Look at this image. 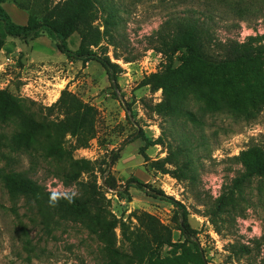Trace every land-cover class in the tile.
Segmentation results:
<instances>
[{"label": "rangeland", "instance_id": "rangeland-1", "mask_svg": "<svg viewBox=\"0 0 264 264\" xmlns=\"http://www.w3.org/2000/svg\"><path fill=\"white\" fill-rule=\"evenodd\" d=\"M102 1L114 5L121 18L115 46L109 45L107 51L123 69L117 85L98 60H70L47 33L28 41L8 38L0 48V91L17 104L13 107L0 97V134L20 132L14 108L34 117L31 132L62 121L65 111L56 104L67 92L96 108L97 135L89 145L80 147L69 133L63 142L75 159L84 161L78 180L97 179L101 194L110 200L109 206L101 199L122 226L117 236L123 253L130 251L129 240L140 233L151 240L184 241L176 204L128 184L139 180L187 207L193 241L198 243L166 245L149 264H264V177L235 193L236 208L222 214L226 221L221 219L218 228L204 214V204L231 187L241 172L235 156L254 145L264 148V56L222 70L189 66L184 63L187 53L181 51L176 68L185 75L170 77L173 90L143 83L162 69L164 58L150 47L149 37L165 20L198 17L218 41L244 42L255 36L264 45V0ZM47 2L6 0L4 7L15 22L26 25L30 12L20 4L43 17ZM88 13L67 46L78 50L85 38L88 50L102 54L108 46L102 14L95 3ZM5 142L0 143V153L40 149L35 141L24 140L19 146ZM37 154L35 158L22 154L12 165L17 170L31 168L30 175L59 197L78 194L75 178L57 175L55 163ZM4 164L0 154V167ZM233 243L247 245L250 252L231 256L228 247ZM106 263L105 243L81 222L57 217L46 222L24 200L10 201L0 184V264Z\"/></svg>", "mask_w": 264, "mask_h": 264}, {"label": "trees", "instance_id": "trees-1", "mask_svg": "<svg viewBox=\"0 0 264 264\" xmlns=\"http://www.w3.org/2000/svg\"><path fill=\"white\" fill-rule=\"evenodd\" d=\"M5 2L6 0H0V48L5 45L8 38L28 41L47 33L56 39L58 50L70 60H82L83 62L98 60L104 66L109 79L117 85L119 74L123 69L107 55L109 45L115 46V29L121 19L114 5H109L102 0H48L47 14L38 17L30 7L20 4L30 12L28 23L22 25L12 19L4 7ZM94 3L102 14L104 38L108 46L103 49L102 54H99L86 48L84 38L78 50H71L67 46V40L74 33L81 31V22L92 10ZM261 39V37L250 36L244 42L234 39L218 41L200 18L170 17L149 37L150 47L162 54L164 58L162 69L159 73L145 78L143 83L148 85L156 82L158 88L167 89L169 87L173 90L175 85L171 83L170 77L175 74L185 75L183 71L176 68V55L181 51H185L188 56L184 63L189 66L194 63L199 64L202 68L225 70L262 60L264 45L261 44ZM115 55L118 59L121 57L117 53ZM126 60L131 61L128 58ZM0 97L9 100L13 103V107H16L17 102L11 95L0 91ZM56 105L65 111V118L62 121H51L46 127L41 126L39 131L37 129V132H31L32 123L30 121H34V117L20 109L16 111L14 108L15 124L20 132L11 136L0 134V143L6 141L7 144L11 140L19 146L26 140L35 141L40 146L36 152H33L35 149L29 147L23 149L20 147L0 153L5 162L0 167V184L10 201L17 204L24 200L25 204L35 209L36 213L46 222L56 217L65 221L81 222L91 234L105 243L106 264H149L166 245L180 248L193 242L198 246V243L193 241L194 235L189 224L190 212L187 207L167 196L162 190L134 180V182H128L129 186L141 189L155 199L169 198L176 204L181 215L179 229L184 241L171 242L167 238L151 240L144 233H140L134 239L129 240L130 251L127 254L123 253L118 247L117 236V228H122V226L111 210L104 208L101 199L106 200L109 206L110 200L101 194L97 179L88 182L78 180L84 161L75 159L72 153L64 147L63 142L64 136L69 133L76 138L80 147L89 145L97 135L96 108L75 96L67 95V92L62 94ZM38 152L45 159L50 158L55 163L56 169L54 170L57 175L77 180L78 194L59 197L30 175L31 168L17 170L12 165L17 162L20 155L28 154L35 158ZM234 159L241 164V172L233 179L231 187L224 189L217 199L210 198L204 204L206 208L204 214L212 219L217 228L221 219L226 221L222 218V214H229L232 209L236 208L235 193L241 188L248 187L256 178L264 177L263 147L254 145L235 156ZM187 162L191 163V160ZM123 233L125 234V231ZM228 251L231 256L240 257L249 253L250 248L245 244L233 243L229 245Z\"/></svg>", "mask_w": 264, "mask_h": 264}]
</instances>
